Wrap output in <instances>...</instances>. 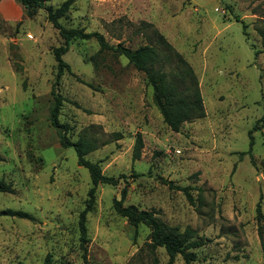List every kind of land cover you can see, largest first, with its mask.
Instances as JSON below:
<instances>
[{
    "label": "rangeland",
    "instance_id": "374dc122",
    "mask_svg": "<svg viewBox=\"0 0 264 264\" xmlns=\"http://www.w3.org/2000/svg\"><path fill=\"white\" fill-rule=\"evenodd\" d=\"M64 1L46 0L36 15L23 11L19 19L0 10V179L14 188L0 191V211L29 214H0V264H43L47 257L50 264H167L150 228L142 223L135 235L115 210L124 187V205L194 229L203 244L192 248L190 264H264V218H256L258 203L264 216V0H74L59 18L112 45L167 51L166 40L192 66L205 111L172 130L143 71L101 50L94 37L70 41L63 58L72 71L58 85L60 121L71 141L95 139L87 158L119 179L96 186L84 245L79 220L91 177L50 121L53 48L63 38L47 7ZM176 62L172 56L164 68ZM256 123L252 155L241 156ZM138 133L143 148L134 159ZM176 186H187L192 199ZM173 264L188 263L178 254Z\"/></svg>",
    "mask_w": 264,
    "mask_h": 264
},
{
    "label": "trees",
    "instance_id": "16d2710c",
    "mask_svg": "<svg viewBox=\"0 0 264 264\" xmlns=\"http://www.w3.org/2000/svg\"><path fill=\"white\" fill-rule=\"evenodd\" d=\"M46 0H17L22 6L24 13L32 17L37 14L40 8L45 7ZM74 0H65L59 7H47V17L49 21L59 30L63 43L53 48V53L57 61V73L52 88L53 105L50 111L51 124L59 130L60 142L63 146H73L78 157V164L86 167L92 181V186L88 191V199L85 208L80 213L79 227L81 232V241L84 245L88 241L86 214L92 208L96 186L103 183H117L118 178L106 175L96 161L87 158V154L97 148V141L87 136L81 135L78 140L71 141L67 135L68 126L62 123L59 118L60 108L65 99L58 90L61 77L68 71L71 72L70 64L64 60L63 55L69 50L70 41L74 38H91L94 37L101 50H113L124 55L133 66L146 75L147 83L153 88V97L155 104L159 108L164 121L174 131H179L182 124L205 115L203 97L198 85L196 74L192 66L186 59L174 49V47L165 40L168 50H160L154 44H145L138 48L132 49L121 43L117 45L110 44L99 32H85L83 29L66 28L59 18L62 17L69 9ZM245 25L243 26V28ZM244 33L246 31L244 30ZM171 53H170V52ZM259 50L255 51V55ZM172 56L177 58V64L165 69L164 66L170 64ZM264 127V123H263ZM258 128L256 123L253 129L249 130L250 147L247 151L241 152L251 154L254 139L252 131ZM143 148V138L140 133L136 136L133 147V158L137 159L141 156ZM134 175H138L134 173ZM125 176V175H124ZM166 182V179H162ZM170 184L172 182L167 181ZM192 199L187 186H176ZM0 191L13 192L14 188L10 182L0 179ZM127 189L124 187L121 192L120 199H114V208L122 216L126 217L128 223L134 227L135 235L138 233L139 225L146 224L150 228V239L153 247H163L169 255L167 264H173L178 254H181L186 262L190 264L195 259L196 254L192 248L200 246L203 241L195 238V231L187 226L180 229L179 226L170 225L158 218L152 210L139 209L135 204L124 205ZM0 214L16 215L20 217H28L29 214L22 210L3 209ZM256 218L261 221L264 216L261 205H256ZM259 235L261 245L264 248V239L262 236V225H259ZM86 258V256H85ZM20 264V263H18ZM43 264H50V259L44 261Z\"/></svg>",
    "mask_w": 264,
    "mask_h": 264
},
{
    "label": "crops",
    "instance_id": "0c3cea01",
    "mask_svg": "<svg viewBox=\"0 0 264 264\" xmlns=\"http://www.w3.org/2000/svg\"><path fill=\"white\" fill-rule=\"evenodd\" d=\"M1 2L3 7L0 10L6 18L19 19L22 17V6L18 5L14 0H2Z\"/></svg>",
    "mask_w": 264,
    "mask_h": 264
}]
</instances>
